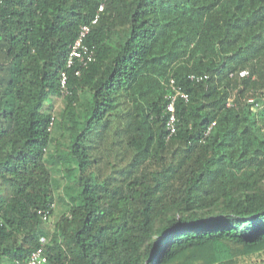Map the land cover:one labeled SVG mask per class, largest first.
<instances>
[{"label": "trees", "instance_id": "1", "mask_svg": "<svg viewBox=\"0 0 264 264\" xmlns=\"http://www.w3.org/2000/svg\"><path fill=\"white\" fill-rule=\"evenodd\" d=\"M41 238L47 264H264V0L0 2V264Z\"/></svg>", "mask_w": 264, "mask_h": 264}, {"label": "built area", "instance_id": "2", "mask_svg": "<svg viewBox=\"0 0 264 264\" xmlns=\"http://www.w3.org/2000/svg\"><path fill=\"white\" fill-rule=\"evenodd\" d=\"M2 0H0L1 2ZM102 10V9H101ZM98 17L93 21V25L97 24ZM91 32L90 25H84L79 31L78 38L71 46L70 52L67 58V68L74 69L75 75L80 76L83 69L86 68L89 64L95 61V50L87 44V38ZM249 72L244 70L240 72V77H247ZM191 81L202 83L208 79L206 75H197L192 74L190 76ZM170 86L172 87L173 94L169 97V104L167 107L168 112V122L167 127L169 131V136L171 137L177 131L178 118L176 115L175 104L178 99H183L185 101L189 100V96L182 91L180 87L176 85L174 80H171ZM61 92L64 96L69 95L68 89V73L63 72L60 79ZM248 103L252 106L253 109H258L260 104L255 100V98H249ZM229 107L234 106L233 101L228 103ZM215 126V123L209 128L207 135L210 133L212 128ZM51 210L55 208V204L50 206ZM50 209L39 210L38 214L43 217V220L47 221L50 218ZM48 240L46 238H41L40 246L36 248L30 255L29 259L24 262L18 261L17 264H47L48 259L45 253L46 245Z\"/></svg>", "mask_w": 264, "mask_h": 264}, {"label": "rangeland", "instance_id": "3", "mask_svg": "<svg viewBox=\"0 0 264 264\" xmlns=\"http://www.w3.org/2000/svg\"><path fill=\"white\" fill-rule=\"evenodd\" d=\"M61 103H62V102H61L60 100H57V101H56V105H55L56 108L61 109V108H62ZM53 220H54V219H53ZM52 222H53V221H52Z\"/></svg>", "mask_w": 264, "mask_h": 264}]
</instances>
